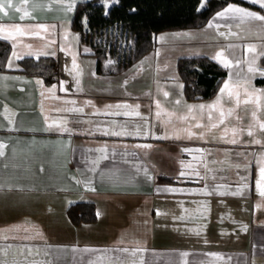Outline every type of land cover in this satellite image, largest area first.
I'll list each match as a JSON object with an SVG mask.
<instances>
[{
  "label": "crops",
  "instance_id": "obj_1",
  "mask_svg": "<svg viewBox=\"0 0 264 264\" xmlns=\"http://www.w3.org/2000/svg\"><path fill=\"white\" fill-rule=\"evenodd\" d=\"M77 1L0 0L11 45L0 70V264H264V170L249 172L241 143L231 152L218 134L228 110L250 105L244 93L264 91L254 82L264 20L216 16L264 7L230 1L204 26L158 32L141 59L100 72L70 27ZM200 54L228 62L226 75L214 96L187 100L176 60ZM23 55L57 57L59 80L14 70ZM78 200L94 203V221L69 220Z\"/></svg>",
  "mask_w": 264,
  "mask_h": 264
},
{
  "label": "trees",
  "instance_id": "obj_2",
  "mask_svg": "<svg viewBox=\"0 0 264 264\" xmlns=\"http://www.w3.org/2000/svg\"><path fill=\"white\" fill-rule=\"evenodd\" d=\"M116 0L104 8L100 0H78L70 18L71 29L77 31L79 42L88 47L89 54L96 58V69L100 72H118L128 64L138 61L156 45L155 36L161 31L199 28L204 26L212 15L230 1L245 3V0ZM200 9V10H198ZM118 26L129 34L132 46L126 58L116 63H105L111 46L88 38L91 31L110 26ZM84 27L86 30L84 32ZM93 35V34H91ZM11 45L0 37V70H7L6 60ZM14 70L27 76L39 78L49 85L60 77V62L52 55H23L16 60ZM264 64V53L260 57ZM176 72L182 84V92L187 100L207 99L215 95L226 75V67L207 55L179 56ZM64 72H62L61 76ZM65 75L74 77L68 68ZM65 76V77H66ZM257 85L264 86V76L255 78ZM159 181H170L172 177L158 175ZM67 215L72 223L91 222L96 218L94 203L78 200L68 205Z\"/></svg>",
  "mask_w": 264,
  "mask_h": 264
},
{
  "label": "rangeland",
  "instance_id": "obj_3",
  "mask_svg": "<svg viewBox=\"0 0 264 264\" xmlns=\"http://www.w3.org/2000/svg\"><path fill=\"white\" fill-rule=\"evenodd\" d=\"M100 1L103 4V6H105V8H108L116 0H100ZM202 3H204V0H201V4H200L201 7H202ZM261 3H264V0H261ZM85 30L86 27H84V32ZM87 37L88 38L92 37L93 40H98L110 45L112 49L108 53V56L111 60H113V63H116L126 58L132 46V39L129 36V34L120 27L115 25L100 29V31L96 33L95 32L91 33L90 31L87 34ZM21 49L22 47L20 46V50ZM235 83L236 82L230 80L224 81V83L222 84V88H225V85H227V88L234 89L235 86H238ZM241 85H242L241 87L244 89L245 88L252 89L254 87L252 83H247V82H243L241 83ZM230 96L232 98L237 97L235 94ZM243 97L250 99L249 101L250 105L249 106L246 105L244 107H241L239 110L236 109L235 111H232V108L228 110L227 112V115H229L228 119H231L232 122L229 123L230 121L229 120L227 121L229 124H231V126L229 127L227 134L225 132L224 127L222 126L219 127L218 130L219 139L223 140V138L221 137H224L225 139H228L230 143H233L232 145L233 151L231 152H237L242 150L241 153H244L245 155L241 161H243L245 168L249 169V172L250 171L252 172L253 168L257 170H264V91H261L259 93L253 92L250 95H246L244 93ZM216 102L223 103L225 101L223 100V98H219ZM227 115L225 114L226 118ZM159 122H162L161 119H158V122L154 124L155 126L158 127V131L161 130L160 129L161 126ZM152 132L153 134H155V127L154 129H152ZM244 134H247V137ZM239 137H241L240 138L241 140L237 142ZM238 143H241L240 145L243 146L242 148H240L241 150H237L235 146ZM255 147H257L256 150H254ZM219 149L222 150V148Z\"/></svg>",
  "mask_w": 264,
  "mask_h": 264
},
{
  "label": "snow or ice",
  "instance_id": "obj_4",
  "mask_svg": "<svg viewBox=\"0 0 264 264\" xmlns=\"http://www.w3.org/2000/svg\"><path fill=\"white\" fill-rule=\"evenodd\" d=\"M253 3H261V0H252ZM204 3H206V0H204ZM204 3H202V6H204ZM261 7H264V3H261ZM200 10V9H198ZM228 13H240L241 15L243 16H252V17H255L257 19H261V20H264V16H259L258 14L256 13H249V12H245L243 9H240V8H234V7H231L229 6L228 8H226L224 11L222 12H219L216 14L217 17H224L226 14ZM211 26V25H209ZM222 53L220 54V56L222 57ZM228 66V62H225V67ZM225 88H227V85H225ZM203 107V106H201ZM251 134V133H249ZM235 142V141H233ZM3 146L0 145V148H2ZM2 154V153H0ZM172 191H178V189H172Z\"/></svg>",
  "mask_w": 264,
  "mask_h": 264
},
{
  "label": "built area",
  "instance_id": "obj_5",
  "mask_svg": "<svg viewBox=\"0 0 264 264\" xmlns=\"http://www.w3.org/2000/svg\"><path fill=\"white\" fill-rule=\"evenodd\" d=\"M257 149V147H255V149L254 150H256Z\"/></svg>",
  "mask_w": 264,
  "mask_h": 264
}]
</instances>
